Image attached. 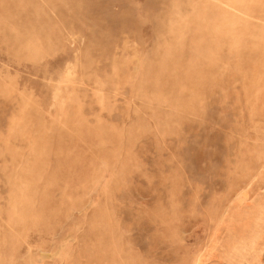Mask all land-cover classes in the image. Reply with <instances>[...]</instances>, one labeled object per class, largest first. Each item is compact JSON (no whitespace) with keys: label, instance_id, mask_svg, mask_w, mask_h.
Here are the masks:
<instances>
[{"label":"rangeland","instance_id":"1","mask_svg":"<svg viewBox=\"0 0 264 264\" xmlns=\"http://www.w3.org/2000/svg\"><path fill=\"white\" fill-rule=\"evenodd\" d=\"M0 264H264V0H0Z\"/></svg>","mask_w":264,"mask_h":264}]
</instances>
